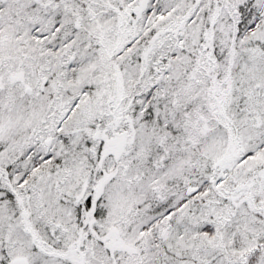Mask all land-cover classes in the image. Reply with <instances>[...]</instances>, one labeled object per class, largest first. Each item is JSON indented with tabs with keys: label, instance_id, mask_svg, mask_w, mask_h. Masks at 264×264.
Segmentation results:
<instances>
[{
	"label": "snow or ice",
	"instance_id": "1",
	"mask_svg": "<svg viewBox=\"0 0 264 264\" xmlns=\"http://www.w3.org/2000/svg\"><path fill=\"white\" fill-rule=\"evenodd\" d=\"M0 264H264V0H0Z\"/></svg>",
	"mask_w": 264,
	"mask_h": 264
}]
</instances>
